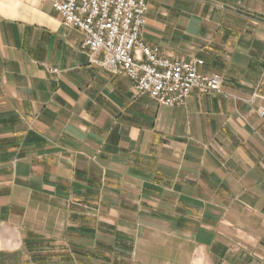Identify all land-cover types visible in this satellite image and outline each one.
Here are the masks:
<instances>
[{"label":"crops","instance_id":"obj_1","mask_svg":"<svg viewBox=\"0 0 264 264\" xmlns=\"http://www.w3.org/2000/svg\"><path fill=\"white\" fill-rule=\"evenodd\" d=\"M61 20L0 0V264H264V0H148L142 39L223 76L173 106Z\"/></svg>","mask_w":264,"mask_h":264},{"label":"built area","instance_id":"obj_2","mask_svg":"<svg viewBox=\"0 0 264 264\" xmlns=\"http://www.w3.org/2000/svg\"><path fill=\"white\" fill-rule=\"evenodd\" d=\"M51 4L63 26L82 33L81 48L89 61L127 77L136 94L173 106L184 103L194 88L207 94L222 93L220 73L198 71L202 59L168 58L159 46L142 39L148 0H51ZM258 113L263 116L264 107Z\"/></svg>","mask_w":264,"mask_h":264}]
</instances>
